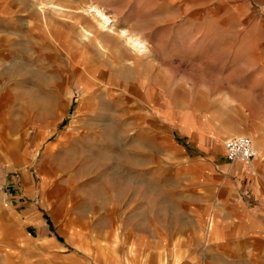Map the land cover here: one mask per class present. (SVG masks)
Instances as JSON below:
<instances>
[{"label": "rangeland", "instance_id": "1", "mask_svg": "<svg viewBox=\"0 0 264 264\" xmlns=\"http://www.w3.org/2000/svg\"><path fill=\"white\" fill-rule=\"evenodd\" d=\"M241 134L262 186L264 0H0V264H213Z\"/></svg>", "mask_w": 264, "mask_h": 264}, {"label": "crops", "instance_id": "2", "mask_svg": "<svg viewBox=\"0 0 264 264\" xmlns=\"http://www.w3.org/2000/svg\"><path fill=\"white\" fill-rule=\"evenodd\" d=\"M58 8V11H64L62 7ZM6 40L9 37L4 33L1 41ZM108 46L107 42L105 48ZM255 158L250 162L251 170L242 169L233 174L237 176L235 189H227L218 200L217 210L212 214L215 218L214 229L202 249V255L208 258V262L212 259L213 264H264V185H250L253 180H250L252 175L249 172L255 171L252 170ZM215 176L219 182H224L227 177L222 172ZM203 264H207L206 261Z\"/></svg>", "mask_w": 264, "mask_h": 264}, {"label": "bare ground", "instance_id": "3", "mask_svg": "<svg viewBox=\"0 0 264 264\" xmlns=\"http://www.w3.org/2000/svg\"><path fill=\"white\" fill-rule=\"evenodd\" d=\"M83 10L86 11L91 16L92 21L95 23L98 29L104 31V33L101 34L100 36H96V37L93 36L94 39L98 40L101 37L102 40L108 42L109 45H112L113 38L110 36V33H114L115 29L113 28V23L111 22L110 18L105 14L103 9H101L99 6L96 5H90L88 8ZM88 34H90V32ZM116 34L120 37V39H122L121 41H123L124 45L127 46L129 51L133 52V54H137V55L142 54L147 49L144 39L136 34H130L126 30V28L125 30L120 28V30H118ZM89 36H91V34ZM99 45L102 46V44ZM118 51H119L117 53L118 56L125 58L131 57L128 56L129 53H127V51L126 52L124 50H118ZM73 58H75V53L73 54Z\"/></svg>", "mask_w": 264, "mask_h": 264}, {"label": "built area", "instance_id": "4", "mask_svg": "<svg viewBox=\"0 0 264 264\" xmlns=\"http://www.w3.org/2000/svg\"><path fill=\"white\" fill-rule=\"evenodd\" d=\"M225 159L230 162H249L257 156L252 139L245 134L235 135L223 141Z\"/></svg>", "mask_w": 264, "mask_h": 264}]
</instances>
